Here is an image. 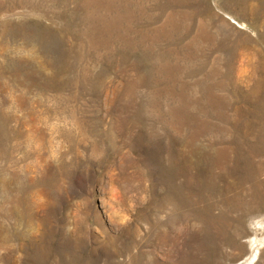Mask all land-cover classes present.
<instances>
[{
	"label": "rangeland",
	"instance_id": "374dc122",
	"mask_svg": "<svg viewBox=\"0 0 264 264\" xmlns=\"http://www.w3.org/2000/svg\"><path fill=\"white\" fill-rule=\"evenodd\" d=\"M259 221L264 0H0V264H264Z\"/></svg>",
	"mask_w": 264,
	"mask_h": 264
},
{
	"label": "bare ground",
	"instance_id": "6f19581e",
	"mask_svg": "<svg viewBox=\"0 0 264 264\" xmlns=\"http://www.w3.org/2000/svg\"><path fill=\"white\" fill-rule=\"evenodd\" d=\"M259 224L263 225L264 222L263 221H259ZM255 228H256V226H253V229H255ZM246 234H247V237H249V235L251 234L250 230ZM263 242H264V240H262L261 238H258V240H255V238H254L252 241H250V245L249 246H250V251L252 253V257L255 255L256 251L259 249V247L261 246V244ZM245 249H246V253H248L246 245H245ZM248 259H250V256L248 257Z\"/></svg>",
	"mask_w": 264,
	"mask_h": 264
}]
</instances>
